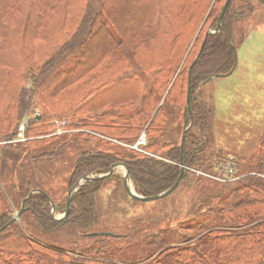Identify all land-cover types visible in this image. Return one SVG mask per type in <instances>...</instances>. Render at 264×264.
Returning a JSON list of instances; mask_svg holds the SVG:
<instances>
[{"label": "rangeland", "instance_id": "374dc122", "mask_svg": "<svg viewBox=\"0 0 264 264\" xmlns=\"http://www.w3.org/2000/svg\"><path fill=\"white\" fill-rule=\"evenodd\" d=\"M225 2L209 0L205 7L203 3L197 7L185 0L186 7L180 17L185 19L191 15L197 19H192L187 32L184 19L172 20L179 35L170 50L175 48L178 54L181 36L191 31V37L183 47L182 58L169 84L160 90L155 82L152 83L153 90L159 92L157 95L161 94V106L169 108L168 93L178 73L198 57L205 39L219 32L216 25ZM170 4L173 5L172 0ZM229 6L233 51L227 56L226 66H232L234 60L235 68L229 76L211 78L200 85L196 93L211 110L207 139H203L206 148L201 151L203 159L198 164L189 166L184 162L180 165L171 158V153H166V148L159 150L157 146H149L148 124L141 128L138 137L127 139V130L119 124L97 126L100 116L92 111H85L81 117L73 116L68 110L69 97L61 101L48 100L49 104L45 105L34 91L22 92L30 100L31 108L20 118L13 108L12 95L18 89L24 90V85L32 86L26 80L30 75L26 73L24 78L15 75V79L7 80L6 90L0 92V213L17 218L15 221L20 226L5 231L6 241L0 242V264L10 258L14 247L27 244L28 239L68 251L69 256L62 259L64 264H186L194 258L202 264H260L264 255V2L232 0ZM130 40L123 47L124 53L132 58L129 65L133 64L132 70L144 68L143 63H147L132 56L140 43L133 46L128 44L132 43ZM35 49L38 62L49 57L42 53L44 50L48 53L49 49L42 48L39 43ZM125 65L119 66L122 73ZM121 95L123 89L116 88L103 97L114 99ZM186 100L188 102V98H184L182 104ZM106 102L100 103L99 113L118 110V104ZM174 113L166 114L165 109L161 110L160 120L155 124L169 120L180 122ZM190 113L193 116V110ZM192 122L193 118L188 127ZM45 133H48L46 144L59 138L66 141L63 154H44L48 148L41 147L39 141ZM190 133L199 135L198 126L190 128ZM179 135H175L176 144L180 139L183 143L184 133L180 139ZM96 144L110 153L124 149L140 156L163 159L166 163H177L181 169L184 165L185 178L168 196L140 204L127 193L125 167L116 166L112 178L100 183L91 225L72 222L53 231H43L30 212L20 213L22 197L41 185L60 201V208L53 211L54 218H67V207L61 201L64 203L63 199L68 197L70 159L81 149H91ZM95 174L101 175L98 172L89 175ZM132 184L134 186L133 181ZM75 188L70 191L74 192ZM18 229L25 235H17ZM112 231L115 236L84 237L87 232ZM226 238L232 240L223 241ZM30 244L39 248L35 242ZM45 251L42 249L43 253H48Z\"/></svg>", "mask_w": 264, "mask_h": 264}, {"label": "trees", "instance_id": "16d2710c", "mask_svg": "<svg viewBox=\"0 0 264 264\" xmlns=\"http://www.w3.org/2000/svg\"><path fill=\"white\" fill-rule=\"evenodd\" d=\"M207 1L209 0H187V3L197 7L203 3L205 7ZM172 3L173 5L170 0H0V92L6 90L7 80L15 79V75L24 78L27 73L30 78L26 80L32 86L27 88L24 85V90L18 89L12 95L13 108L17 110L20 118L31 108L30 100L24 97V93L34 91L41 96L45 105L49 104L48 100L61 101L69 97L68 110L73 116L81 117L85 111H92L100 116L97 126L103 128L119 124L127 130V139L138 137L141 128L148 124L149 146H157L161 148L159 150L166 148V153H171V158L180 165L184 162L189 166L198 164L203 159L201 151L206 148L203 139H207L211 110L196 93L200 85L208 83L215 75L229 72V68L233 66L234 60L232 66H226L227 56L233 51L228 22L230 6L222 18L219 32L205 39L198 57L178 73L168 93L169 108H166L160 105L161 94L157 95L159 92L153 90L152 83L155 82L160 90L169 84L182 58L183 47L191 37V31L188 35L181 36L178 54L175 48L170 50L172 42L179 35L172 20H183L180 16L186 7L185 0H172ZM193 18L195 16L190 15L184 19L186 32ZM129 39L132 43L128 44L133 46H138L136 42L140 43V46L134 47L135 53L132 56L146 62L147 64L142 65L144 68L132 70L133 64L129 65L132 58L130 54L124 53L123 48ZM37 43L42 48L49 49L48 53L45 50L42 52L49 55L43 62H38L35 58ZM39 55L42 56L41 53ZM121 64H127L123 67V73L119 68ZM153 70L156 73L151 77ZM116 88H122L123 95L114 99L103 97ZM188 96L189 102L186 100L182 104L183 99ZM102 102L118 104L119 108L113 112L99 113L97 109L102 108ZM164 109L166 114L171 115L176 110L174 115H178L180 122L169 120L156 125L160 120L158 116ZM190 110H193V116ZM192 118L190 128L198 126L200 134L190 133L189 128L182 143L180 138ZM177 133L180 134L178 144L175 138ZM46 134L48 133L39 141L42 143L41 147L48 148L44 154H63L66 141L59 138L46 144ZM169 139H172L170 143ZM101 148L96 144L91 149H81L70 159L72 166L68 176V197L66 195L63 199L64 203L61 201L64 207H67L69 195L72 193L70 190L79 184L80 179L91 173H108L116 163H124L129 167L136 191L146 197L169 189L181 174V167L177 163H166L163 159L140 156L124 149L110 153ZM110 177L111 175L95 178L84 183L71 198V209L63 220L53 216V211L60 208V201L41 185H37V188L31 189L22 197L20 210L35 216L43 231H53L72 222L82 226L91 225L100 183ZM135 201L140 204L143 202ZM12 220L7 214L0 213V242L6 241L5 231L19 228L17 221L10 223ZM20 230L18 229L17 235H25ZM88 233L84 237H94ZM111 233L115 236L113 231ZM203 238L205 241L206 236ZM230 240L232 239H223L227 242ZM30 242H35L39 248L32 247ZM262 247L264 251V246ZM42 249H46L45 252L48 253H43ZM2 251L5 252L4 249ZM164 253L166 254H162ZM68 254V251L54 244L28 239L27 244L14 247L10 251V258L1 261V264H64L63 256H69ZM174 255L179 257V254ZM198 259L200 261L199 255ZM190 262L202 264L195 258L187 261ZM259 263L264 264V255Z\"/></svg>", "mask_w": 264, "mask_h": 264}, {"label": "water", "instance_id": "95a60500", "mask_svg": "<svg viewBox=\"0 0 264 264\" xmlns=\"http://www.w3.org/2000/svg\"><path fill=\"white\" fill-rule=\"evenodd\" d=\"M232 0H226L223 8H222V11L221 14H220V17H219V21H218V24H217V30H219L220 26H221V23H222V18L224 16V14L226 13L230 3H231ZM234 66L232 67V69L225 73V74H219V75H215L213 76V78L215 77H226V76H229L233 71H234ZM188 102H189V96H188ZM191 126V125H190ZM189 127H187L186 129L188 130ZM186 130L184 132V135H183V139L185 138V134H186ZM183 164V163H182ZM124 166L125 169H126V176H125V179H124V183H125V187H126V190H127V193L133 197L134 199L136 200H141L143 202H149V201H155V200H158V199H161V198H164L166 196H168L169 194H171L172 192L175 191V189L179 186L180 182H181V179L183 177V174H184V170H185V166L182 165V169H181V174L177 180V182L172 186L170 187L169 189L165 190L164 192L158 194V195H154V196H142L141 194H139L136 189L133 190L131 188V184H132V177H131V174H130V170H129V167L123 163H117L113 166V168H111V171L106 173V174H101L99 176H96V175H85L82 180L79 182L78 186H76L74 192L78 191L82 185L85 183L86 180H94L95 178H102V177H105V176H109L111 174L114 173V168H116V166ZM133 185V184H132ZM74 192L71 193V195H69V199H68V203H67V211H66V215L69 214V211H70V206H71V203H72V197H73V194ZM23 210L20 211V213L22 212ZM17 218H14L10 223H12L13 221H15ZM89 236H98V235H104V236H113V234L111 232H103V233H92V234H88Z\"/></svg>", "mask_w": 264, "mask_h": 264}, {"label": "bare ground", "instance_id": "6f19581e", "mask_svg": "<svg viewBox=\"0 0 264 264\" xmlns=\"http://www.w3.org/2000/svg\"><path fill=\"white\" fill-rule=\"evenodd\" d=\"M131 188L133 189V190H135V188H134V186L131 184Z\"/></svg>", "mask_w": 264, "mask_h": 264}, {"label": "built area", "instance_id": "2783aa9c", "mask_svg": "<svg viewBox=\"0 0 264 264\" xmlns=\"http://www.w3.org/2000/svg\"><path fill=\"white\" fill-rule=\"evenodd\" d=\"M141 142H144V139L143 138L141 139Z\"/></svg>", "mask_w": 264, "mask_h": 264}]
</instances>
